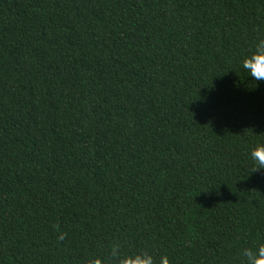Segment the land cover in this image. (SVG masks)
Segmentation results:
<instances>
[{
  "label": "trees",
  "instance_id": "obj_1",
  "mask_svg": "<svg viewBox=\"0 0 264 264\" xmlns=\"http://www.w3.org/2000/svg\"><path fill=\"white\" fill-rule=\"evenodd\" d=\"M261 38L264 0H0V264H246Z\"/></svg>",
  "mask_w": 264,
  "mask_h": 264
},
{
  "label": "clouds",
  "instance_id": "obj_2",
  "mask_svg": "<svg viewBox=\"0 0 264 264\" xmlns=\"http://www.w3.org/2000/svg\"><path fill=\"white\" fill-rule=\"evenodd\" d=\"M239 67L248 78L256 82H264V38L255 42L251 53L243 57ZM249 156L252 172L264 170V144H257L255 148L251 149ZM60 239H63V235ZM242 255L246 258V264H264V245H260L255 252L245 248ZM110 257L118 261L119 264H156L153 256L146 251L132 255L122 254L119 244L112 246ZM94 264H101V262L96 260ZM159 264H170L169 258L166 255L161 256Z\"/></svg>",
  "mask_w": 264,
  "mask_h": 264
}]
</instances>
